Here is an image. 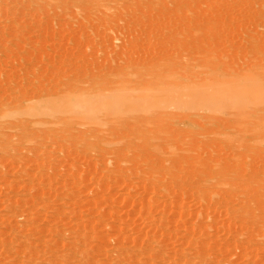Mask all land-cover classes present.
<instances>
[{
	"label": "rangeland",
	"instance_id": "rangeland-1",
	"mask_svg": "<svg viewBox=\"0 0 264 264\" xmlns=\"http://www.w3.org/2000/svg\"><path fill=\"white\" fill-rule=\"evenodd\" d=\"M120 86L184 107L28 114ZM0 264H264V0H0Z\"/></svg>",
	"mask_w": 264,
	"mask_h": 264
},
{
	"label": "bare ground",
	"instance_id": "bare-ground-1",
	"mask_svg": "<svg viewBox=\"0 0 264 264\" xmlns=\"http://www.w3.org/2000/svg\"><path fill=\"white\" fill-rule=\"evenodd\" d=\"M188 46H190V45H188ZM157 83H158V81H157ZM146 86L149 87V85H146ZM171 86H172V84H171ZM171 86H168L170 88H168V91L167 92H170V91L173 92V90H174V92H176L175 90H177L178 88H174V85H173L172 86V89H171ZM160 87H159V89H160ZM208 88H210V87H208ZM125 89H127V87H123L122 88L121 86L118 87V89H115L116 92H117L116 95H113L111 98L109 97L110 98L109 100H106V99H108V95L110 94V92L107 95H106V93H102V94L97 93L98 95L91 96V95H88L87 92L85 91L83 94L81 92H80V94L77 93L78 94V96L76 95L77 98L75 97V94H73V93L65 94L66 96H63L60 99H54V100L53 99H49V100H46L44 102H37L36 104H33L28 109L29 112H28V110H27V112H28L29 116L33 115V116H54L55 117L57 114L58 115L59 114H63V115L67 114L66 116H67L68 120H70V121L71 120H74L75 121L76 119H79V120L82 119L81 125H83V126H86V125L89 124L90 125L89 127H94V128L103 127V128H109V129H115V130L122 129V128H127L126 127L127 124H129L132 121H135L137 118H142L143 120H145L146 123H149L151 121V122L154 123V125H156L157 127H159L158 122H159V124L161 123L160 118H162V117L163 118L164 117L170 118V116L173 115V113H171L170 111H168V106L173 105V103H171V104L168 103L169 104L168 105L167 104V101L168 100L169 101L174 100V99H171V98H170L171 100L169 99V97H168V96H170L169 93H164V94H167L168 96H166V101H164L166 103L163 105V103H164L163 100H162V102L155 101L154 100L155 99L154 97L153 98H150V97H148V95H147V97L146 96L143 97V96L136 95L132 99H130L131 97H129V95L130 96H132V95L131 94L128 95L127 93L129 91L130 92H132V91L131 90L128 91V89L126 91H124ZM190 89H188V90H190ZM198 89L193 90L192 93L190 91V95H188V97H192V98H194V100L195 99L196 100H202V101H205L206 103L202 107L201 106H197L196 102H195V105H191V106H195L193 109L198 108V107H201L199 109L209 108V106L211 105L209 103L212 100H214L215 99V96L218 95V94H216V92L213 93V91L211 92V93H213L212 95H210V94L209 95L208 94L206 95V93L205 94L202 93V94L205 95V99H203V95L200 93V91H198L200 94L197 93L196 90H198ZM137 91L138 90H136V92ZM152 91H154V90L151 89V91H150L151 95L154 92H156V91H154L152 93ZM138 92H137V94H138ZM158 92H159V90L157 91V93ZM133 93L134 92H132V94ZM187 93H189V91ZM80 95L81 96L83 95V96L81 98H78V97H80ZM173 95H175V94H173ZM178 97L180 98V96H178ZM216 98H217V96H216ZM71 100H74V101H71ZM175 100H177V99H175ZM175 100H174V102H175ZM182 100L184 101L185 98H183ZM187 100H188V98H187ZM191 100H189V105H190V101ZM194 100H193V102H194ZM106 101H108V102H106ZM180 101L181 100L179 99V102ZM183 101H182V103H183ZM156 102H158V103H156ZM179 102L176 103L177 106L175 105L177 108L179 107L178 104H182V103H179ZM241 103H242V101H241ZM185 106H186V104H185ZM243 106H244V104H243ZM181 107H184V105H182V106L180 105L179 108H181ZM19 110H22V109H19ZM25 112H26V110H25ZM25 112L23 111V112H20V113H25ZM27 112H26V114H27ZM8 115H9V113H8ZM148 116H150V117H148ZM212 118L215 119V120H219L218 117H212ZM160 196H161V194H160ZM160 207H161V205H160Z\"/></svg>",
	"mask_w": 264,
	"mask_h": 264
}]
</instances>
